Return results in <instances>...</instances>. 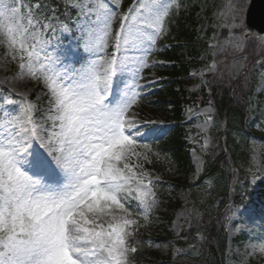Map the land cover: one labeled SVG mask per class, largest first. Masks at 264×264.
Listing matches in <instances>:
<instances>
[{
	"label": "snow or ice",
	"instance_id": "snow-or-ice-1",
	"mask_svg": "<svg viewBox=\"0 0 264 264\" xmlns=\"http://www.w3.org/2000/svg\"><path fill=\"white\" fill-rule=\"evenodd\" d=\"M64 2L80 18L77 46L95 57L79 69L71 64L57 68L62 57L47 54L42 30L53 26L44 23L50 17L42 11L46 5L41 0H0V39L12 59L19 55L21 75L26 70L30 77L43 79L50 96L46 119L51 121L50 128L38 122L34 106L26 99L18 103V111L7 107L16 101L3 99L0 264H131L137 248L130 244V237L138 221L132 218L129 198L138 201V214L145 222L157 200L151 179L145 183L147 174L137 173L139 165L129 163L130 157L141 155L138 146L151 151L141 141L154 130L142 131L127 114L140 96L138 80L148 67L146 54L166 31L173 4L170 0H133L121 14L113 36L115 9L122 0ZM51 11L55 14L56 9ZM241 12L242 5L229 4L228 12L220 14L228 16L225 26L240 29ZM61 31L73 34L67 23ZM234 47L240 49V42ZM133 50L145 55L132 57ZM70 54L69 46L62 56ZM133 64L132 83L125 85L114 102L109 101L115 79ZM248 211L247 207L228 209L237 217ZM253 248L264 253V242Z\"/></svg>",
	"mask_w": 264,
	"mask_h": 264
},
{
	"label": "rangeland",
	"instance_id": "rangeland-1",
	"mask_svg": "<svg viewBox=\"0 0 264 264\" xmlns=\"http://www.w3.org/2000/svg\"><path fill=\"white\" fill-rule=\"evenodd\" d=\"M117 11L116 19L113 22V36L119 28L121 14L127 9H124L125 2ZM173 4L171 9L178 13L177 16V32H171L169 25L166 23V31L161 35L151 50L147 52L146 59L148 66H152L149 73L148 81L139 79L141 85L137 89L140 96L137 103L143 97H151L159 90L157 82L159 81L154 67L162 64L153 55L157 43L161 38L171 37L175 42L179 38L182 29L188 31L193 30L194 43L187 41H179L175 45L182 44L181 56L186 63L192 62L199 54L202 62L199 67L190 68V78L184 82L183 89L193 94H206L205 104H191L186 108L185 118L193 121L187 125L185 138L189 144L190 157L193 169L188 176L186 183L193 184L199 182L202 174L205 171L208 163V155L212 160L218 159L221 163H226L222 156V146L218 142L219 136L217 132H212L213 126V107L211 100V91L213 90L209 84L210 78L215 77L217 81L226 79V89L231 93L235 101L239 102L247 92V76L255 75L254 69L256 65L264 60V36L258 39H246L247 31L245 29V14L249 6L250 0H170ZM179 4L177 10L174 6ZM242 5L240 13L243 19V25L240 29H233L230 26L226 27L225 22L228 16H221L222 12H228V5ZM45 8L42 9L45 15L50 19L44 20V23H51V29L42 30V38L48 41L46 46L47 54L53 57L61 56L63 63L57 65V68L71 64L74 68L79 69L81 64L86 63L89 59H94L89 53L83 51L82 47H78V37L80 35L78 25L80 18L77 16V10L65 6L64 0H47L44 3ZM59 6V9L56 7ZM115 8L114 5H110ZM55 8V14L51 9ZM124 9V10H123ZM170 16V15H169ZM58 17V19H57ZM169 18V17H168ZM67 23L73 29V34L69 35L61 31V25ZM55 29V31L53 30ZM164 36V37H163ZM236 42H240L241 48L234 47ZM69 46L72 49V54L67 57L62 56ZM113 50V39L108 41L107 54L110 56ZM45 53H41L43 60ZM132 57H142L144 51L133 50L129 53ZM251 59H256L259 63ZM19 55L16 59H12L6 43L0 39V108L4 107L3 99L5 97L16 101L17 103L7 105L9 109L18 111V103L21 99H26L34 106V116L38 122L42 123L45 128L51 127V121L46 119L48 109L50 107L49 92L42 78H32L27 75L26 70L24 75H21ZM155 62V63H154ZM136 65H131L128 70L119 75L115 79L113 91L109 97V101L114 102L124 89L126 84H131L133 80L132 72ZM147 68V67H146ZM146 68L140 73V76L147 75ZM259 74L258 82L254 91V96L251 98L250 113L251 119L256 118L261 120L259 123L264 124V66L256 71ZM232 80H235L232 84ZM232 84V86H231ZM211 97V98H210ZM135 103L129 110L128 118L135 119L143 130H154L153 135L146 141L151 151H147L143 147H137L136 151L141 153L139 157L132 156L129 163L139 165L135 168L137 173H146L144 176L145 183L149 179L152 181L153 191L156 195L155 187L158 183H163L167 188V196L165 202H158L149 214V220L144 221L143 216L139 215V209L136 207L138 201L131 198V210L134 219L138 221L136 228L145 229L146 231L145 247L148 248V253L151 251L157 254V259L152 257L145 258L141 264H165L164 259L171 257L175 264H201V254L210 250V243L205 242L201 248L203 229L208 228L209 224H216V228H220L228 219V246H227V262L226 264H264V253L254 250V245H259L264 242V223L261 224L256 218L255 210H258L255 205L248 203L246 206L249 209L243 216H235L228 212L229 207L243 208L242 206L232 205L234 200V185L236 183V175L232 179L233 187L230 188L227 196L218 194L217 196L207 192L200 191V203L198 208L194 206L193 192L190 188L177 187V180H182L183 176L178 174V168L173 160L167 156H162L156 151V141L161 135L167 131L169 121L164 115L158 116V124L147 128L139 121L135 109L138 105ZM136 116V117H135ZM211 117V119H209ZM259 126V125H258ZM264 127V125H261ZM264 138V133L261 135ZM250 151V165L244 171L243 178H248L250 185H253L256 190L261 188V183L264 182V144L258 142L256 138L248 139ZM34 148H39L38 144L33 145ZM43 151V149H40ZM147 159H144V156ZM209 190V189H208ZM157 196V195H156ZM198 206V207H199ZM202 209V210H200ZM118 214V213H117ZM213 216V218H211ZM215 216V217H214ZM110 219L105 217V220ZM168 219H171L169 222ZM196 219V221H195ZM141 225V227H140ZM192 227V229L190 228ZM190 228V229H188ZM238 229V230H237ZM193 231H200L196 235L195 241H192L189 234ZM185 232L184 243L188 250L189 259H183L177 253L178 246L174 242V238ZM169 234V235H168ZM244 234L245 240L236 241L238 237ZM248 235V237H246ZM172 237V238H171ZM189 245L190 243H192ZM205 249V251H204ZM204 260H207L204 257Z\"/></svg>",
	"mask_w": 264,
	"mask_h": 264
},
{
	"label": "trees",
	"instance_id": "trees-1",
	"mask_svg": "<svg viewBox=\"0 0 264 264\" xmlns=\"http://www.w3.org/2000/svg\"><path fill=\"white\" fill-rule=\"evenodd\" d=\"M180 38L184 37L186 41L193 40L192 35L188 31L180 32ZM171 46H169L164 52L163 59L170 61L168 66H159L157 69V74L161 79L160 84H163L162 90L155 97V100H148L144 103L140 110V115L145 118L157 117L162 112L166 116H171L177 121L182 120V110L183 107L193 101L194 95L190 94L188 91L182 89V86L187 79L190 65L184 63L181 58L182 45H174L170 41ZM211 97L213 100V107L215 111V124L217 125V130L219 132V137L223 138L222 132L220 131V123L226 121V136H227V148L232 154L236 166H238L240 159V153L245 154L247 151L246 139L248 135L255 132L250 131L247 122V110L249 96L244 95L242 100L239 102L235 101L231 96V93L225 90V88L220 86L219 88L213 89L211 91ZM183 127H177L173 129L171 136L164 143V147L168 154L172 156L175 163L181 168L182 171H189L190 160L188 151L185 150L186 143L183 139ZM236 159V160H235ZM246 162V160H245ZM244 162V163H245ZM219 167V165H218ZM210 180L213 182V189L217 192L222 190H228L227 187V173L220 170L219 168L215 171ZM198 199L196 198V204H198ZM213 231L209 238L213 240L212 246V259L208 264H221L222 251L225 246V236L223 231H215L212 226Z\"/></svg>",
	"mask_w": 264,
	"mask_h": 264
},
{
	"label": "water",
	"instance_id": "water-1",
	"mask_svg": "<svg viewBox=\"0 0 264 264\" xmlns=\"http://www.w3.org/2000/svg\"><path fill=\"white\" fill-rule=\"evenodd\" d=\"M247 27L264 34V0H252L247 14Z\"/></svg>",
	"mask_w": 264,
	"mask_h": 264
}]
</instances>
